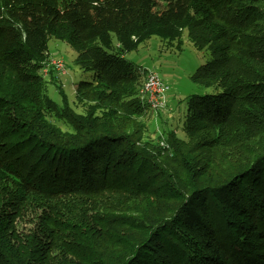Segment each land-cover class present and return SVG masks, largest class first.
I'll use <instances>...</instances> for the list:
<instances>
[{"label": "trees", "instance_id": "obj_1", "mask_svg": "<svg viewBox=\"0 0 264 264\" xmlns=\"http://www.w3.org/2000/svg\"><path fill=\"white\" fill-rule=\"evenodd\" d=\"M155 1L0 0V264H264V0ZM185 36L217 93L162 146L126 55ZM50 39L95 74L84 113L47 95Z\"/></svg>", "mask_w": 264, "mask_h": 264}, {"label": "rangeland", "instance_id": "obj_2", "mask_svg": "<svg viewBox=\"0 0 264 264\" xmlns=\"http://www.w3.org/2000/svg\"><path fill=\"white\" fill-rule=\"evenodd\" d=\"M155 4L156 8L163 6L161 0H156ZM48 49L50 65L42 72L49 81L47 95L60 105L58 87L64 91L71 107L78 113H84L82 101L77 95V86L81 82H92L95 74L85 72L77 65V53L66 42L50 39ZM126 59L142 69L156 72L169 86L163 107L154 109L146 106L148 112L145 120L150 124L153 139H160L162 146H165L164 137L170 131L185 139L184 122L189 101L195 96L217 93L215 89H204L191 80L199 67L212 60L210 54L198 51L186 36L180 49L177 43L170 45L153 37L138 50L128 53ZM141 80L143 82V78ZM57 124L69 129L64 122Z\"/></svg>", "mask_w": 264, "mask_h": 264}, {"label": "built area", "instance_id": "obj_3", "mask_svg": "<svg viewBox=\"0 0 264 264\" xmlns=\"http://www.w3.org/2000/svg\"><path fill=\"white\" fill-rule=\"evenodd\" d=\"M147 83L148 90H145L144 93H149V99L152 102H157L158 109L163 107L169 86L153 71H148Z\"/></svg>", "mask_w": 264, "mask_h": 264}, {"label": "bare ground", "instance_id": "obj_4", "mask_svg": "<svg viewBox=\"0 0 264 264\" xmlns=\"http://www.w3.org/2000/svg\"><path fill=\"white\" fill-rule=\"evenodd\" d=\"M147 80H148V71L145 74L144 84H143V87H142L141 92H140L142 103H143V105H147L149 107L151 106L154 109H158L157 102H152L149 99V93H144L145 90H148Z\"/></svg>", "mask_w": 264, "mask_h": 264}]
</instances>
